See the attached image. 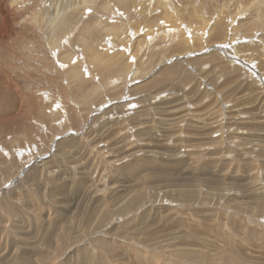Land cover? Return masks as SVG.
Instances as JSON below:
<instances>
[{"label":"rangeland","instance_id":"374dc122","mask_svg":"<svg viewBox=\"0 0 264 264\" xmlns=\"http://www.w3.org/2000/svg\"><path fill=\"white\" fill-rule=\"evenodd\" d=\"M240 1L0 0V264H264Z\"/></svg>","mask_w":264,"mask_h":264},{"label":"bare ground","instance_id":"6f19581e","mask_svg":"<svg viewBox=\"0 0 264 264\" xmlns=\"http://www.w3.org/2000/svg\"><path fill=\"white\" fill-rule=\"evenodd\" d=\"M136 1H137V0H136ZM241 1H242V0H241ZM241 1H240V2H241ZM263 1H264V0H263ZM138 2H139V1H138ZM138 2H137V3H138ZM141 2H142V1H141ZM255 2H256V1H255ZM163 3H164V2H163ZM122 4H123V3H122ZM238 4H239V3H238ZM137 7H139V6H137ZM150 7H151V6H150ZM68 8H69V7H68ZM140 8H143V6L141 5ZM248 8H249V6H248ZM251 8H252V7H251ZM251 8H250V9H251ZM57 9H58V8H57ZM150 9H151V8H150ZM253 9H254V8H253ZM253 9H252V10H253ZM136 10H137V9H136ZM254 10L256 11V17H258L257 9H254ZM254 10H253V11H254ZM140 11H141V9H140ZM145 11H146V10H145ZM151 11H152V10H151ZM164 11H165V10H164ZM255 11H254V12H255ZM238 12H239V11H238ZM261 12H262V11H261ZM139 13H140V12H139ZM147 13H148V12H147ZM221 13H222V12H220V14L218 15V19H219V17L221 16ZM148 14H149V13H148ZM215 15H216V14H215ZM254 15H255V14H254ZM254 15L252 14L250 18H252ZM199 17H200V16H199ZM202 19H203V21H206L205 18H202ZM206 19H207V18H206ZM214 19H215V18H214ZM218 19H215L214 23H217V20H218ZM260 19H261V18H260ZM220 20H221V19H220ZM253 22H254V21H253ZM261 22H262V21H261ZM204 23H205V22H204ZM262 23H263V22H262ZM201 24H202V23H201ZM205 24H206V23H205ZM202 25H203V24H202ZM259 26H260V25H259ZM209 27H213V25H211V26H209ZM204 28H205V27H204ZM262 28H263V27H262ZM259 29H261V28H259ZM159 30H160V29H159ZM209 30H210V29H209ZM261 30H262V29H261ZM263 30H264V29H263ZM191 31H193V30H191ZM200 31H201V29H200ZM258 31H260V30H258ZM3 32H4V31H3ZM3 32H2V33H3ZM148 32H149V31H148ZM160 32H161V33H164V30L161 29ZM208 32H210V31H208ZM243 32H244V31H243ZM243 32H242V33H243ZM150 33H151V35L154 34V33L157 34V32L154 31L153 29L150 31ZM150 33H149V34H150ZM201 33H202V31H201ZM195 34H196V33H195ZM244 34H245V33H244ZM190 35H191V34H190ZM209 35H210V34H209ZM249 37H250V35H249ZM262 37H263V36H262ZM262 37H261V38H262ZM262 39H263L262 42H264V38H262ZM259 40H260V39H259ZM128 41L130 42V40H128ZM144 41H145V40H144ZM245 41H246V40H245ZM186 44H187V43H186ZM262 44H263V43H262ZM245 45H246V44H245ZM138 46H139V45H138ZM261 46H262V45H261ZM93 47H94V46H93ZM140 47H141V46H140ZM85 48H88V49H86V50H89V48H91V47L86 46ZM240 49H242V51H241ZM238 51H239V53H241V54H244V52H248V51H246L245 47H240L239 45H238V50H237V52H238ZM86 52H87V51H86ZM89 52H90V51H89ZM250 52H252V51H250ZM91 54H92V53H91ZM91 54H90V55H91ZM246 55H247V54H246ZM86 57H87V56H86ZM111 57H112V56H110V58H111ZM82 58H83V57H82ZM91 59H94V58H91ZM96 59H97V58H96ZM96 59H95V61H96ZM115 59H116V58H115ZM87 60H88V59H87ZM108 60H109V58H108ZM95 61H94V62H95ZM98 61H99V59H98ZM251 61H252V60L249 61V63L251 64L250 67L252 66ZM88 62H89V60H88ZM89 63H91V62H89ZM95 63H96V62H95ZM232 64H233V63H232ZM245 64H246V63H245ZM96 65H97L98 67H100V66H101V62L99 61L98 63H96ZM225 69H226V68H225ZM249 69H250V68H249ZM259 69H260V70L263 72V74H264V64H262L261 67H260ZM222 70H224V69L222 68ZM222 70H221V71H222ZM246 70H247V69H246ZM250 70H251V69H250ZM254 70H255V68H254ZM221 71H220V72H221ZM226 72H228V71H226ZM229 72H230V71H229ZM218 74H219V73H218ZM224 74H225V73H224ZM72 75H73V74H72ZM250 75H252V74H250ZM261 76L263 77V81H264V76H263V75H261ZM220 77H221V76H220ZM226 77H227V76H226ZM218 78H219V77H218ZM69 79H70V77H69ZM214 79H215V78H214ZM216 81H217V80H216ZM259 81H260V80H259ZM261 81H262V80H261ZM145 86H147V85H145ZM136 90H138L137 87H136L135 91H136ZM229 94H230V93H229ZM225 96H226V95H225ZM250 97H251V95H250ZM233 99H234V98H233ZM253 102H254V101H253ZM238 105H239V104H238ZM98 110H99V109H98ZM249 150H250V149H249ZM259 152H260V150H259ZM262 152H263V151H262ZM263 165H264V164H263ZM260 178H261V177H260ZM216 180H217V179H216ZM213 182H214V181H213ZM217 182H218V180H217ZM217 182H216V183H217ZM263 182H264V181H263ZM220 183H221V182H220ZM218 185H220V184H218ZM239 188L241 189L240 186H239ZM143 192H144V191H143ZM147 194H148V193H147ZM182 194H183V193H182ZM171 195H172V194H171ZM183 195H184V194H183ZM242 195H243V194H242ZM244 195H245V194H244ZM246 195H247V194H246ZM173 196H174V195H173ZM183 197H184V196H183ZM192 199H193V198H192ZM239 200H240V199H239ZM256 200H257V199H256ZM186 201H187V200H186ZM258 201H259V199H258ZM235 203H236V204H241L239 201H237V202H235ZM133 204H134V203H133ZM125 207H126V206H125ZM127 210H128V209H127ZM263 219H264V218H263ZM100 229H101V228H100ZM93 233H94V232H93ZM160 235H161V234H160ZM163 235H164V234H163ZM163 235H162V236H163ZM158 239H159V238H158ZM165 239H166V238H165ZM156 244H157V243H156Z\"/></svg>","mask_w":264,"mask_h":264}]
</instances>
